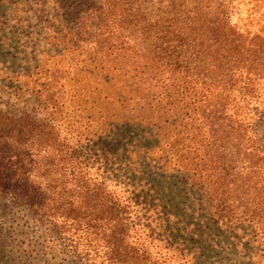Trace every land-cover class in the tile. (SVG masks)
<instances>
[{
    "label": "trees",
    "instance_id": "trees-1",
    "mask_svg": "<svg viewBox=\"0 0 264 264\" xmlns=\"http://www.w3.org/2000/svg\"><path fill=\"white\" fill-rule=\"evenodd\" d=\"M239 1L0 0V264L40 261L21 236L72 264H264V36Z\"/></svg>",
    "mask_w": 264,
    "mask_h": 264
},
{
    "label": "rangeland",
    "instance_id": "rangeland-1",
    "mask_svg": "<svg viewBox=\"0 0 264 264\" xmlns=\"http://www.w3.org/2000/svg\"><path fill=\"white\" fill-rule=\"evenodd\" d=\"M239 3H241V13L242 14L239 19L243 23V25H249L251 29L260 36H264V0H240ZM28 30V29H26ZM5 57L4 54L0 51V62L2 65H6L8 69L14 70V72H18L20 67L18 64V61L16 58L12 59L11 56H8V58ZM61 61V59H58L56 62ZM62 62V61H61ZM2 68V66H0ZM78 79L80 82H82V77L78 76ZM85 83V81H83ZM69 85H76V83L69 82ZM84 85V84H81ZM5 219V218H3ZM7 224L6 226H8ZM244 236H248L247 230H242V235L240 238H243ZM14 242L18 243L21 242V257L28 259V249H35L38 252V258L40 261H35L34 264H72L70 262H66L64 257L55 258L54 255H43L42 247L38 246L37 243H32V245L28 244V239L26 237H13L12 238ZM24 239V241L22 240ZM245 241L246 239L243 238ZM227 240V239H226ZM244 249L240 246L237 247V249H231L230 252H227L226 254H222L221 256H216L214 260L209 261V264H253V261H249L246 258L249 256L248 251L245 249L248 248V245L246 243H243ZM261 250V246L258 247ZM24 249V251H23ZM216 252V251H215ZM220 253V252H219ZM235 254V256L233 255ZM198 260L195 264H197ZM187 264V263H185Z\"/></svg>",
    "mask_w": 264,
    "mask_h": 264
}]
</instances>
